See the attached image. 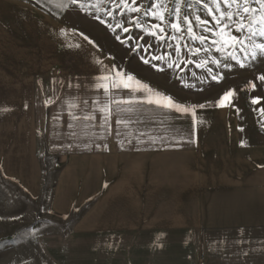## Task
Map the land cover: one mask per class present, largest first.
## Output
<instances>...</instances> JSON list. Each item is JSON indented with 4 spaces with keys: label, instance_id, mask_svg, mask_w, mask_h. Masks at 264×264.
Wrapping results in <instances>:
<instances>
[{
    "label": "crops",
    "instance_id": "crops-1",
    "mask_svg": "<svg viewBox=\"0 0 264 264\" xmlns=\"http://www.w3.org/2000/svg\"><path fill=\"white\" fill-rule=\"evenodd\" d=\"M62 26L29 2L0 0V108L11 109L0 111V207L11 186L30 213L43 205L65 226L36 237L31 264H264V148H241L226 113H200L193 137L189 122L147 104L124 106L123 135L78 121L70 139L53 117L71 122L61 101L96 98V65L65 52L77 40Z\"/></svg>",
    "mask_w": 264,
    "mask_h": 264
},
{
    "label": "snow or ice",
    "instance_id": "snow-or-ice-1",
    "mask_svg": "<svg viewBox=\"0 0 264 264\" xmlns=\"http://www.w3.org/2000/svg\"><path fill=\"white\" fill-rule=\"evenodd\" d=\"M46 2L53 4L62 12L76 8L86 15L93 16L114 35L116 41L128 47L131 52L137 53L144 65L156 71L178 69L181 65L194 64L197 69L206 73L205 76L192 73L200 83H205L209 79L221 82L224 79L222 71L231 68L232 62L245 67L258 58H264V0H46ZM35 3L41 8L45 6L40 0H35ZM70 32L92 46L95 50L93 63L96 65V72L89 82L96 98L89 101L72 97L61 101V106L66 109L71 122L64 119L61 113L53 117L57 121L63 120L64 126L72 129L68 134L70 139L77 136L74 129L78 121H86L89 127L101 129L107 135L113 133L123 135L115 126L128 127L132 121L123 118L120 113L130 111V108L124 106L133 104L154 105L163 109L165 113L173 114V120L189 122L190 134L193 137L197 129L205 124L200 115L202 111L235 108L238 96L236 89L223 91L218 99H208L203 103L180 102L152 88L120 63H106L105 61H115L116 58L111 54L105 55L103 49L85 33L76 29H71ZM70 32L64 28L60 29V35L64 37ZM67 47L82 49L83 45L76 42L68 44ZM210 65L221 71H214ZM52 83L64 85L63 81L54 80ZM67 87L72 88L73 84L69 82ZM75 87L79 89L81 85L76 84ZM258 89H264V74H259L254 80L248 81L241 91L256 92ZM59 100V96L49 97L43 101L44 107L54 105ZM78 100L80 102H77ZM262 101L264 96H253L251 99L252 105L259 106L253 110L258 113L260 130L264 132ZM81 105L87 106L89 110L79 114ZM27 107L28 104L25 103V108ZM0 111L7 113L11 109L3 107ZM235 112L239 116L240 109L235 108ZM238 131L244 132V128L240 127ZM92 135L95 136V133ZM96 138L103 139L104 136ZM136 139L138 142H144L139 140V137ZM149 140L151 143L156 142L153 137H149ZM127 142L132 143V140L129 139ZM186 142L196 141L191 139ZM120 143L123 145L124 141L121 140ZM95 146L101 147L98 144ZM239 146L245 148L249 145L246 140L241 139ZM66 147L71 149L74 145L68 144ZM89 147V144L84 145L85 149ZM257 167L264 168V164H257ZM64 219L68 217L65 216ZM243 254L248 255L247 252Z\"/></svg>",
    "mask_w": 264,
    "mask_h": 264
},
{
    "label": "rangeland",
    "instance_id": "rangeland-1",
    "mask_svg": "<svg viewBox=\"0 0 264 264\" xmlns=\"http://www.w3.org/2000/svg\"><path fill=\"white\" fill-rule=\"evenodd\" d=\"M24 1L47 13L50 18L61 23L62 27L69 32L71 29H76L88 35L103 49L105 55L111 54L116 58L115 61H105L106 63H120L145 83L166 91L179 101L203 103L208 99H218L223 91L236 89L238 96L235 100V108L240 109L239 116L236 114L235 108L210 109L201 113H226L233 125H231V131L225 130L224 132L236 134L239 144L243 139L248 142V147L264 148V132L260 130L258 113L253 110L259 106L251 104L253 96H264V89H258L256 92L241 91L248 81L254 80L259 74H264V58H258L245 67H240L232 62L231 68L222 71L224 79L221 82L217 83L209 79L205 83H200L192 76V73L195 72L197 76H205L206 73L197 69L194 64L181 65L178 69H165V71H156L144 65L139 59V55L116 41L114 35L104 25L95 20L93 16L86 15L76 8L62 12L53 4L47 3L46 0H40L41 4L45 5L43 8L36 4L35 0ZM69 36H71V32ZM74 38L77 40L76 42L83 45V48L71 49L68 47L65 48V52L71 56L70 52L75 51L81 57L93 58L95 50L92 46L79 36H74ZM162 51L163 49H161ZM211 67L214 68V71H221L215 69L214 66ZM262 105H264V101H262ZM240 127L244 128V132L238 131ZM8 188L1 190L4 205L0 207V264H31L35 258L36 237L39 234L59 231L65 226L61 225L62 222L58 219L56 220L44 212L43 205L36 207L38 212L30 213L23 196L11 186ZM13 217H20V219H13Z\"/></svg>",
    "mask_w": 264,
    "mask_h": 264
}]
</instances>
